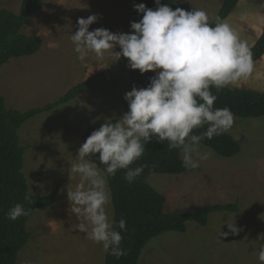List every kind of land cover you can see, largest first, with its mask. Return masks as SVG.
<instances>
[{"label": "rangeland", "instance_id": "1", "mask_svg": "<svg viewBox=\"0 0 264 264\" xmlns=\"http://www.w3.org/2000/svg\"><path fill=\"white\" fill-rule=\"evenodd\" d=\"M22 0H0V8L15 13ZM240 1V0H239ZM225 18L248 42L249 47L264 27V0H241ZM42 7L21 29L40 35L37 52L11 58L0 66V93L7 108L25 111L56 100L71 87L89 80L84 91L66 103L41 112L24 122L18 131L26 147L22 172L32 195L56 191L52 205L38 208L28 219L30 237L14 264H104L102 246L74 228L78 223L69 212L67 189L79 182L69 179L68 169L89 128L96 130L106 119L115 121L128 111L124 94L130 91L128 61L112 57L86 63L77 59L70 40L77 20L96 15L89 31L104 28L130 33L134 0H42ZM186 11L205 10L210 22L223 0H174ZM240 23V24H238ZM234 25H237L234 27ZM115 51H119L117 46ZM155 74V73H154ZM264 90V56L254 70L229 88ZM229 133L240 144V152L221 157L210 153L191 172L148 176V184L165 199L164 211L183 212L208 204L236 203V211L212 212L205 226L187 222L185 231H168L150 239L138 264H260L257 255L264 241V116L238 118ZM182 158V155H181ZM111 212L113 209L111 204ZM227 223L242 230L228 232Z\"/></svg>", "mask_w": 264, "mask_h": 264}, {"label": "clouds", "instance_id": "2", "mask_svg": "<svg viewBox=\"0 0 264 264\" xmlns=\"http://www.w3.org/2000/svg\"><path fill=\"white\" fill-rule=\"evenodd\" d=\"M154 2L155 10L143 3L133 5L143 15L138 22L130 23V33L104 28L89 31L97 20L96 15H90L77 20V30L70 36L73 51L82 63L90 55L97 61L110 56L113 62L123 57L130 69L140 74L155 73L146 87L134 86L124 94L128 111L115 121L106 119L93 130L68 169L70 180L79 178L74 189H67L69 212L78 221L74 228L117 259L127 254L121 248V233L127 227L124 218L118 223L113 218L107 177L124 170V179L134 182L144 166H131L153 139L167 141L170 151L178 150L185 168H198L210 155L201 151V141L229 132L235 122L229 108L214 107L217 95L211 89L220 92L247 79L254 70L248 42L228 22L216 16L213 25L203 9L173 10L161 0ZM117 46L119 51L114 50ZM200 128L206 130L193 134ZM29 214L30 210L17 203L7 218L15 221ZM227 227L229 231L219 236L238 235L242 230L234 223H227ZM258 239L264 241V234ZM257 258L264 264V244Z\"/></svg>", "mask_w": 264, "mask_h": 264}, {"label": "trees", "instance_id": "3", "mask_svg": "<svg viewBox=\"0 0 264 264\" xmlns=\"http://www.w3.org/2000/svg\"><path fill=\"white\" fill-rule=\"evenodd\" d=\"M238 1L223 0L216 16L224 20ZM140 3L153 10L156 8L154 0H134V4ZM161 4H167L173 10L177 7L182 8L174 0H161ZM42 5V0H22L17 13L0 8V66L11 58L28 56L38 51L42 43L41 36L26 35L21 32V29ZM142 15V13H137L133 7L132 22H138ZM215 18L210 22L213 25ZM250 48L254 62L264 55V27ZM154 75V72L140 74L139 70L130 69V89L134 86L136 88L146 87L149 84V78ZM88 81L85 80L71 87L52 102L25 111L7 108L4 96L0 93V264L15 263L18 252L30 237L26 228L28 219L38 208L52 205L56 196L55 190L45 196L32 195L28 192V184L22 172L26 147L20 143L18 131L24 122L35 115L52 110L81 94ZM211 91L217 95L215 108L227 107L238 118L264 116V90L227 87L220 92H216L214 88ZM205 130L206 128L195 129L193 134L199 135ZM92 131L91 128L85 131L83 142ZM201 144L225 158L235 156L241 149L238 141L229 132L215 136L211 140L204 139ZM97 164L101 169L104 168L98 160ZM141 165L144 166L143 172L132 183L124 179V170H119L115 176L107 177L113 218L117 223L121 218L126 221L127 231L121 233L124 237L121 248L125 249L127 254L117 259L105 253L104 264H138L142 249L153 237L168 231L183 232L187 222L205 226L212 212L237 210L236 203H214L183 212L164 211L166 199L148 184V176L153 173L180 174L195 170L183 166L181 153L178 150L170 151L167 141L160 143L153 139L146 144L143 156L131 167ZM26 196L27 199H25ZM17 203L30 210V214L13 221L7 218V213Z\"/></svg>", "mask_w": 264, "mask_h": 264}, {"label": "crops", "instance_id": "4", "mask_svg": "<svg viewBox=\"0 0 264 264\" xmlns=\"http://www.w3.org/2000/svg\"><path fill=\"white\" fill-rule=\"evenodd\" d=\"M239 2H241V0H240ZM224 20H225V19H224ZM238 24H240V23H238ZM240 25H241V24H240ZM236 26H237V25H234V27H236ZM263 56H264V55H263ZM263 56H262V57H263ZM262 57H261V58H262ZM259 60H260V59H259Z\"/></svg>", "mask_w": 264, "mask_h": 264}]
</instances>
